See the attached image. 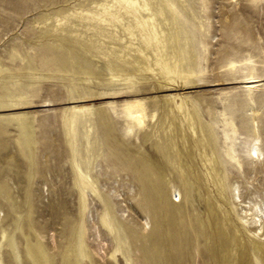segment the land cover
I'll return each mask as SVG.
<instances>
[{
	"label": "rangeland",
	"instance_id": "rangeland-1",
	"mask_svg": "<svg viewBox=\"0 0 264 264\" xmlns=\"http://www.w3.org/2000/svg\"><path fill=\"white\" fill-rule=\"evenodd\" d=\"M100 1L0 0V94L6 90L0 98V230L13 236L19 257L17 263L2 241V264H117L109 258L116 240L100 227L97 237L92 224L101 210L94 195L84 216L92 263L78 254L73 232L81 217L73 162L89 168L108 200L125 231L119 241L131 264H264V235L253 237L241 226L240 206L229 195V186L239 183L245 200L264 204V165L255 175L241 176L237 163L225 156L232 145L239 152L248 142L251 107L264 152V0H178L186 18L177 22L179 44L196 62L185 61L184 69L194 70L185 84L111 67L110 57L89 48L102 41L97 32L84 24L76 35L69 23L57 25L56 18L70 9ZM68 21L79 24L73 17ZM118 32L126 37L121 27ZM103 42L110 51L112 43ZM78 44L88 64L71 67ZM230 59L237 65L232 71L225 66ZM250 72L260 79L256 87L244 82ZM112 74L121 79H108ZM177 95L196 106L195 135L174 108ZM132 98L142 99L155 116L130 131L121 105ZM77 104L89 107L90 115L72 137L63 120ZM223 128L231 134L229 143ZM202 137L213 148L225 195L217 194L201 171L194 139L200 143ZM232 155L245 169L247 159ZM158 179L173 214L148 205V198H159ZM142 218L148 222L145 229ZM117 260L125 264L120 253Z\"/></svg>",
	"mask_w": 264,
	"mask_h": 264
},
{
	"label": "bare ground",
	"instance_id": "bare-ground-1",
	"mask_svg": "<svg viewBox=\"0 0 264 264\" xmlns=\"http://www.w3.org/2000/svg\"><path fill=\"white\" fill-rule=\"evenodd\" d=\"M183 9V6L178 3V0H101L100 2H93L91 6L87 8L70 9L64 16L60 18L57 17L56 21L58 23L57 25L69 23L71 26H74L73 31L75 34L78 33V27H84V24L87 31L92 30L97 32L98 36L102 37V41L100 42L97 40L91 42L89 48L93 49L104 58L110 57L111 67L120 68L126 73L135 76L143 75L144 78L159 81L163 80L166 81L167 84H185L194 75V70L191 69V67L188 70L184 69L183 66L185 61L191 66L195 65L196 62L192 59L189 49L186 48L182 50L179 44L177 22L180 18L186 20L183 12H181ZM72 17L77 19L79 24L72 25V22L68 21V19ZM118 27L123 29L126 37L119 35ZM112 30H114V32H112ZM191 36L193 38L195 37L194 31L191 33ZM201 37L202 34H200V39ZM104 39H108V41L112 43L110 51L106 50V45L103 42ZM201 42L202 41H199V43ZM116 44H118V46ZM201 47L204 48L203 43ZM84 50L85 48L80 44L75 47L73 55L70 56L69 66L78 68L82 65L87 66V60L83 57V54H81ZM185 54H189L187 60L185 59ZM235 64L236 61L232 59L225 61V66H227L230 71L237 67ZM252 69L253 68H251V70ZM246 78L247 81L244 82L249 84L248 86L250 87H256V83L260 81L258 76L253 75L252 72H250ZM108 79L118 81L121 79V75L112 74ZM5 91L6 90L3 88L0 98L6 97ZM246 93L247 95H251L250 90H247ZM247 98L251 100L250 96H247ZM174 108L181 116V122H185L195 135V115H197L195 104L192 102L191 105L188 106L184 102V97L177 95L174 98ZM249 110L250 114L246 120L250 126L247 130L249 135L248 142L245 143L243 150L240 149L239 152H237L232 145L225 153L229 162L234 161L237 163V171L241 176L245 172L255 175L261 171L264 165V152L260 146L261 141L256 125L255 109L251 107ZM121 114L128 120L130 131L136 128H142L148 117L153 118L155 116L154 112L148 114L146 104L139 98H132L124 102L121 105ZM89 115L90 108L86 105H73L66 112L65 119L63 120L66 134L75 137L79 123L86 122V117L88 118ZM222 115H224V113H222ZM15 118L18 120L21 119L19 116H15ZM224 125H228V122L225 121ZM20 128L21 130L26 128L23 122L20 123ZM223 137L224 143L230 142L231 134H229L226 128H223ZM194 140V146L196 151H198L197 155L201 163V171L206 181L211 182L212 185L215 186L217 194L220 196L225 195L226 187L220 178L213 148L210 147L209 142H204V137L200 139V143H196L197 139ZM233 153L239 155L241 160H244V158L247 159L248 163L245 169L234 159ZM72 168L75 174V186L78 189L77 208L81 217L80 222L74 229L73 240L81 260L83 262L87 260L89 263H92L93 253L87 248L84 239V232L86 231L84 216L88 210V197L89 195H94L101 202V210L97 215V221L95 222L93 217L91 219L97 237H100L99 227L112 235L116 240V244L110 251L109 258L115 260V263L118 264L117 254L120 253L124 258L125 264H131L132 261L129 250H127L128 254L126 256L123 255V248L119 241L120 235H125V231L117 219L112 215L108 200L100 193L96 181L89 173V168L86 165L82 168L75 162H73ZM149 171H151V173H156L155 168L152 166H149ZM155 181L157 182H155L154 185L160 195L157 199L148 198L149 207L154 212L164 213L165 210H167L169 213L173 214L174 209L172 205L167 202L165 203L162 199V195L159 191V179ZM88 191L90 192L89 194ZM229 193L232 202L238 203L240 206V213L237 214V219L241 226L249 231L253 237L263 236L264 204L262 200H245L242 197L239 183L235 182L229 186ZM177 194L179 197L180 194L178 191ZM119 199L124 200V197L121 196ZM140 221L142 228L145 229V225L148 224L147 219L142 218ZM15 223H19V217L15 219ZM0 234V245L2 241L7 240V244L13 252L15 261L19 263L13 236L7 235L4 229L0 230ZM154 245L157 253L160 252L156 243ZM256 249L262 250L260 248ZM260 262L261 261H258L257 263L262 264ZM0 264H2L1 259Z\"/></svg>",
	"mask_w": 264,
	"mask_h": 264
}]
</instances>
